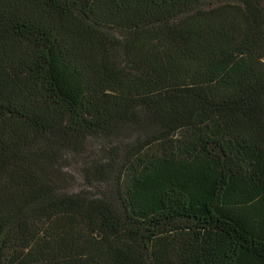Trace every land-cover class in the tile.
<instances>
[{
    "label": "trees",
    "instance_id": "trees-1",
    "mask_svg": "<svg viewBox=\"0 0 264 264\" xmlns=\"http://www.w3.org/2000/svg\"><path fill=\"white\" fill-rule=\"evenodd\" d=\"M0 264H264V0H0Z\"/></svg>",
    "mask_w": 264,
    "mask_h": 264
},
{
    "label": "rangeland",
    "instance_id": "rangeland-1",
    "mask_svg": "<svg viewBox=\"0 0 264 264\" xmlns=\"http://www.w3.org/2000/svg\"><path fill=\"white\" fill-rule=\"evenodd\" d=\"M99 146V142H93L89 144L85 154L68 157L66 164L62 167L65 179L61 182L68 185L67 188L69 190L79 191L87 186L82 175V169L86 161L97 151ZM90 190L96 191L95 188H90Z\"/></svg>",
    "mask_w": 264,
    "mask_h": 264
}]
</instances>
